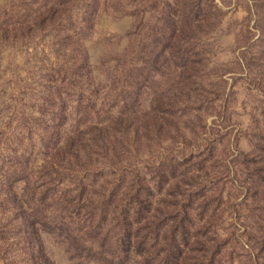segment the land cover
I'll use <instances>...</instances> for the list:
<instances>
[{
  "label": "trees",
  "instance_id": "trees-1",
  "mask_svg": "<svg viewBox=\"0 0 264 264\" xmlns=\"http://www.w3.org/2000/svg\"><path fill=\"white\" fill-rule=\"evenodd\" d=\"M256 53L247 66L264 87V47ZM81 62L72 60L69 81L83 75ZM178 68L181 79L170 86L177 92L160 94L147 111L128 72L121 89L132 91L121 94L112 119L78 122L43 146L42 164L16 167L26 183L20 195L0 171L3 264H52L39 237L46 222L94 252L83 259L96 264H264V123L250 126L249 151L229 159L205 121L220 94L189 82L199 76L195 66ZM76 101L86 105L77 115L91 108L81 91ZM32 208L38 212L27 214Z\"/></svg>",
  "mask_w": 264,
  "mask_h": 264
},
{
  "label": "rangeland",
  "instance_id": "rangeland-1",
  "mask_svg": "<svg viewBox=\"0 0 264 264\" xmlns=\"http://www.w3.org/2000/svg\"><path fill=\"white\" fill-rule=\"evenodd\" d=\"M262 46V0H0V171L20 195L26 183L16 167L42 164L43 146L78 122L112 119L121 94L132 91L121 89L128 72L139 81L141 109L147 111L160 94L177 92L170 86L181 79L178 66L188 63L199 75L189 82L222 98L205 117L217 149L229 159L235 149L248 152L250 126L264 123L258 89L264 87L247 62L258 58ZM75 59L83 61V75L69 81ZM86 81L82 88L75 83ZM80 91L91 108L77 115L75 109L86 106L76 101ZM221 105L225 117L218 118ZM56 228L47 222L38 227L52 264H96L83 259L94 252L71 246Z\"/></svg>",
  "mask_w": 264,
  "mask_h": 264
}]
</instances>
